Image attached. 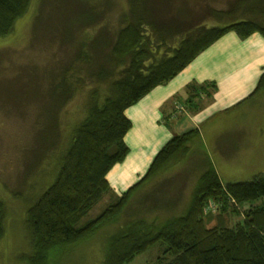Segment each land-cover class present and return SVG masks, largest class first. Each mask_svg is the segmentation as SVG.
Listing matches in <instances>:
<instances>
[{
	"label": "trees",
	"instance_id": "obj_1",
	"mask_svg": "<svg viewBox=\"0 0 264 264\" xmlns=\"http://www.w3.org/2000/svg\"><path fill=\"white\" fill-rule=\"evenodd\" d=\"M28 1L0 0V37L11 32ZM144 3L145 0H128L133 21L126 18V25L118 31L112 47L113 67L124 65L125 57L129 59L122 76L111 81L103 97L98 91L91 93L85 117L74 126L68 146L56 155V172L51 182L27 202L24 222L30 248L19 256L24 264H65L76 248L112 227L115 229L104 240L99 264H127L157 244L164 245V249L153 264H264V204L246 209V219L241 223L228 225L224 219L228 198L237 203L264 198V173L248 181L222 183L206 157L187 203L180 201L182 198L170 197L171 189L164 190L159 182L150 184L158 173L184 159L189 144L199 137L197 130L172 137L136 184L97 217L77 226L92 204L108 190L105 178L108 171L128 152L124 137L131 122L124 111L154 87L172 79L226 32L233 31L241 38L255 32L264 36V25L254 19H237L224 26L194 24L192 30L185 28L186 35L179 31L184 25H175L174 32L184 35L176 46L167 47L162 36L172 31L171 24L139 13L140 4ZM82 17L84 21L87 15ZM186 18L190 15L181 14L180 20ZM164 28L166 31H161ZM79 57L88 58L83 51ZM113 75V70L97 73L96 81H106ZM56 78L52 94L64 97L63 83ZM215 89V85L205 84L194 92L200 97L204 92L210 98ZM262 91L264 73L255 94ZM53 120L49 126L52 131L57 125ZM48 123H45L47 130ZM41 140L50 137L45 135ZM143 189L145 196L136 201ZM148 198L156 200L154 205H143ZM210 203L217 206L213 215L221 218L208 228L205 215L211 213L207 210ZM2 220L0 239L4 235Z\"/></svg>",
	"mask_w": 264,
	"mask_h": 264
},
{
	"label": "rangeland",
	"instance_id": "obj_2",
	"mask_svg": "<svg viewBox=\"0 0 264 264\" xmlns=\"http://www.w3.org/2000/svg\"><path fill=\"white\" fill-rule=\"evenodd\" d=\"M139 13L171 24L172 31L162 38L172 48L194 24L224 26L237 19H254L264 25V0H145ZM181 14H189L190 18L180 20ZM83 15H87L84 21ZM126 18L133 21L128 0H29L11 32L0 37V219L4 228L0 264H24L19 256L30 248L24 222L27 202L51 182L56 172V155L68 146L74 126L85 117L91 93L98 91L103 97L111 81L122 76L128 65L127 57L120 67H113L111 61L113 44L118 31L126 25ZM175 25H184L179 30L183 35L174 32ZM80 51L88 58H80ZM110 70L114 71V78L96 81L97 73ZM55 76L56 81L63 83L64 97L52 94ZM197 94L188 106L196 108L202 104L204 97ZM258 95L253 110L258 113L254 116L260 118L264 113V91ZM51 119L57 122L54 131L49 129ZM45 135L50 140L43 142ZM207 141L210 139L204 141L200 135L194 138L184 159L158 173L150 184L159 182L164 190L171 189L170 197L187 203L202 170L200 164L206 157L213 165L217 160ZM239 167L232 168L231 175L243 177L237 171ZM231 181L248 180L235 177ZM145 189L134 198L136 201L145 196ZM155 202L148 198L143 205ZM239 204L245 207L244 203ZM108 205L96 203L77 226L97 217ZM113 229H105L80 245L65 259V264H99L104 240ZM163 249L164 245L157 244L127 264H153Z\"/></svg>",
	"mask_w": 264,
	"mask_h": 264
},
{
	"label": "crops",
	"instance_id": "obj_3",
	"mask_svg": "<svg viewBox=\"0 0 264 264\" xmlns=\"http://www.w3.org/2000/svg\"><path fill=\"white\" fill-rule=\"evenodd\" d=\"M263 73L264 36L255 32L241 38L228 31L172 79L128 107L124 111L131 122L124 137L128 152L108 171V190L91 207L101 201L113 204L112 200H118L146 174L164 144L193 130L204 141L210 139L207 145L217 158L213 166L222 183L232 182L235 177L251 180L264 173V113L257 118L254 115L258 113L253 110L260 96L255 92ZM205 84L215 85L211 97L206 98L201 92L202 104L190 107L197 97L194 90ZM238 166L243 177L230 173ZM228 202L224 219L234 225L246 219L245 211L250 206L263 205L264 198L244 203V208L231 198ZM219 218L206 214V226L214 227Z\"/></svg>",
	"mask_w": 264,
	"mask_h": 264
},
{
	"label": "built area",
	"instance_id": "obj_4",
	"mask_svg": "<svg viewBox=\"0 0 264 264\" xmlns=\"http://www.w3.org/2000/svg\"><path fill=\"white\" fill-rule=\"evenodd\" d=\"M207 210H210L212 213H215L216 210H217V206H215V205H213L212 203H210V204L208 205Z\"/></svg>",
	"mask_w": 264,
	"mask_h": 264
}]
</instances>
